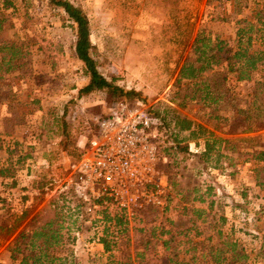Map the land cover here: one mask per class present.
Wrapping results in <instances>:
<instances>
[{
	"label": "rangeland",
	"instance_id": "rangeland-1",
	"mask_svg": "<svg viewBox=\"0 0 264 264\" xmlns=\"http://www.w3.org/2000/svg\"><path fill=\"white\" fill-rule=\"evenodd\" d=\"M70 1L80 5L88 16L91 52L99 71L133 93L118 100L103 90L80 93L89 83V76L75 53L76 30L72 20L61 8L51 6L49 0H14L15 9L3 11L10 21L0 36V59L5 39L21 41L32 51L33 71L26 76L12 74L7 83L15 99L0 104V117L7 114L10 105L24 117V123L4 137L0 149V168H10L13 175L0 176V197L6 199L0 201V222L24 208L31 209L29 219L37 213L47 217L56 205L65 203L63 232L70 230L75 237L69 246L78 264H111L103 238L113 243L133 236L146 217L152 219L157 215L159 222L176 186L187 190L200 185L206 191V186L212 185L215 194L210 198L217 200L215 209L226 217L224 232L246 247L250 264L264 262V253L259 254L264 245V179L256 178L254 140H239L254 137L258 141L264 138V131L235 135L237 150L229 151L233 160L222 157L219 164L218 154H213L208 162L201 158L204 138L190 141L187 153L160 154L159 169L165 185L158 196L163 204L139 199L132 214L115 205L90 212L81 200L83 206H77L79 198L72 192L62 199L59 193L46 191L50 179L64 177L71 164L90 147L99 119L116 101L125 99L130 105L143 102L152 113L167 115V122L172 117L168 110L171 107L197 122L210 124L201 102L179 108L173 101L182 54L201 31L236 38V8H241L239 17L252 19L256 5L264 4V0ZM230 77L237 96L249 98L257 81L264 83V65L251 81L237 82L233 75ZM228 113L231 114L225 112ZM64 123L77 140L76 147L70 146L68 150L61 145ZM158 131L160 147L171 145L169 127ZM116 216L123 219L121 224ZM6 245L0 241V261L9 264Z\"/></svg>",
	"mask_w": 264,
	"mask_h": 264
},
{
	"label": "trees",
	"instance_id": "trees-1",
	"mask_svg": "<svg viewBox=\"0 0 264 264\" xmlns=\"http://www.w3.org/2000/svg\"><path fill=\"white\" fill-rule=\"evenodd\" d=\"M49 3L61 8L75 27V53L85 64L89 76V83L80 93L103 90L113 100L132 94L133 91L118 85L115 78L108 79L99 71L91 52L89 19L84 9L70 0H49ZM0 4V36H3L10 21L3 11L15 9V2L0 0ZM240 13L238 7L233 15L238 25L236 38L201 31L186 46L178 64L173 101L179 108L201 102L210 124L197 122L171 107L168 110L172 111V117L168 122L167 115L153 113L157 129L169 127L171 136L172 144L160 147L161 155L171 156L175 151L187 153L190 141L204 138L205 148L200 153L204 161L208 162L213 154H218L217 164L222 157L232 161L229 151L237 150L235 135L264 131V83L259 79L249 98L237 96L230 85V75L237 82L251 81L264 65V4L256 5L252 19L239 17ZM5 42L0 59V104L15 99L7 83L10 76L16 72L26 76L33 71L32 51L21 41L5 39ZM227 111L231 114H225ZM23 123V115L10 105L7 114L0 117V149L4 137ZM62 129V148L76 147L77 140L72 138L68 125L64 123ZM246 139L254 140L252 158L258 162L254 169L256 178L264 179V138L257 141L254 137H241L239 140ZM0 176L13 175L10 168L2 167ZM214 194L212 185H207L206 191L200 185L187 190L176 186L175 194L161 211L159 222L157 215L152 219L146 217L133 236L113 243L102 239L105 250L110 252L111 264H250L251 256L246 247L224 232L226 217L215 209L217 200L210 198ZM0 201L6 202V199L0 197ZM78 201L77 206H83L80 199ZM52 204L50 202L49 206ZM65 207V203L56 205L49 216L37 213L30 219L31 209L24 208L0 222V241L7 243L9 264H78L69 246L75 237L70 230L63 232ZM8 208L10 210L11 206ZM115 218L122 223V218ZM263 253L264 245L259 254ZM0 264L5 263L0 261Z\"/></svg>",
	"mask_w": 264,
	"mask_h": 264
},
{
	"label": "built area",
	"instance_id": "built-area-1",
	"mask_svg": "<svg viewBox=\"0 0 264 264\" xmlns=\"http://www.w3.org/2000/svg\"><path fill=\"white\" fill-rule=\"evenodd\" d=\"M157 119L143 102L116 101L98 121V131L64 177L55 176L46 191L75 194L88 211L109 205L132 214L139 199L163 204Z\"/></svg>",
	"mask_w": 264,
	"mask_h": 264
},
{
	"label": "crops",
	"instance_id": "crops-1",
	"mask_svg": "<svg viewBox=\"0 0 264 264\" xmlns=\"http://www.w3.org/2000/svg\"><path fill=\"white\" fill-rule=\"evenodd\" d=\"M33 155H35V156H36V154H33Z\"/></svg>",
	"mask_w": 264,
	"mask_h": 264
}]
</instances>
